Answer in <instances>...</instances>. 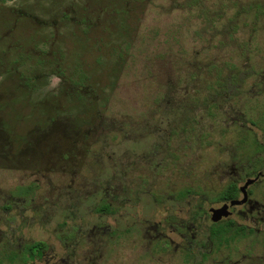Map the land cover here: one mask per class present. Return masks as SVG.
I'll return each mask as SVG.
<instances>
[{
  "label": "rangeland",
  "instance_id": "1",
  "mask_svg": "<svg viewBox=\"0 0 264 264\" xmlns=\"http://www.w3.org/2000/svg\"><path fill=\"white\" fill-rule=\"evenodd\" d=\"M258 171L264 0H0V264H264Z\"/></svg>",
  "mask_w": 264,
  "mask_h": 264
},
{
  "label": "trees",
  "instance_id": "2",
  "mask_svg": "<svg viewBox=\"0 0 264 264\" xmlns=\"http://www.w3.org/2000/svg\"><path fill=\"white\" fill-rule=\"evenodd\" d=\"M237 194L238 191L236 185L231 184L225 191L221 193L220 199L221 201L233 200L236 198ZM100 210L101 212L107 213L110 208L106 205L103 206V208H101ZM198 214L200 213L198 212ZM253 233V229L247 230L245 226H235V222L229 220L221 223H213L210 226L208 237L211 241L220 246L223 245V243H230L236 240H240L245 236L251 235ZM46 249L47 244L42 241L28 244L24 247L23 252H21L20 255H13V257H11V261H15L16 257H18L22 262L35 260L42 257Z\"/></svg>",
  "mask_w": 264,
  "mask_h": 264
},
{
  "label": "water",
  "instance_id": "3",
  "mask_svg": "<svg viewBox=\"0 0 264 264\" xmlns=\"http://www.w3.org/2000/svg\"><path fill=\"white\" fill-rule=\"evenodd\" d=\"M256 179L248 180L241 188L240 191L243 194V198L241 200H232L230 202H226L222 207L220 208H209L208 212L211 216V219L213 222L218 223L222 219H227L230 216V209L234 206H240L244 205L248 202V188L250 185L254 184Z\"/></svg>",
  "mask_w": 264,
  "mask_h": 264
},
{
  "label": "flooded vegetation",
  "instance_id": "4",
  "mask_svg": "<svg viewBox=\"0 0 264 264\" xmlns=\"http://www.w3.org/2000/svg\"><path fill=\"white\" fill-rule=\"evenodd\" d=\"M253 171L255 172L256 170H253ZM250 175H251V174H250ZM262 177H264V173L261 172V171H258L257 174H256V176H255V178H254V179H256L255 183H256L257 181H259ZM246 182H247V181H246ZM246 182H245V183H246ZM250 186H251V185H250ZM250 186H249V187H250ZM236 187H237L238 194L236 195V198L233 199V200H236L239 194L243 195L242 192L240 191V188H241V187H240V186H237V185H236ZM247 192H248V198H250V196H251V191H248V190H247ZM230 201H232V200L225 201L224 204H225L226 202H230ZM248 202H249V201H248ZM248 202H247V203H248ZM247 203H246V204H247ZM246 204H244V205H240V206H235V207L231 208L230 211H232V210H233L234 208H236V207H245ZM207 212H208V210H207ZM208 214H209V212H208ZM209 216H210V214H209ZM230 221H231V220H230Z\"/></svg>",
  "mask_w": 264,
  "mask_h": 264
}]
</instances>
